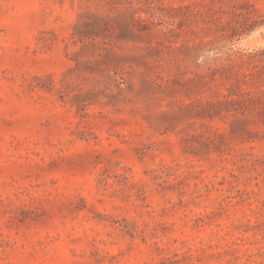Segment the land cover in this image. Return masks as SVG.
I'll use <instances>...</instances> for the list:
<instances>
[{
  "label": "rangeland",
  "instance_id": "374dc122",
  "mask_svg": "<svg viewBox=\"0 0 264 264\" xmlns=\"http://www.w3.org/2000/svg\"><path fill=\"white\" fill-rule=\"evenodd\" d=\"M253 55L264 0H0V264H264Z\"/></svg>",
  "mask_w": 264,
  "mask_h": 264
},
{
  "label": "trees",
  "instance_id": "16d2710c",
  "mask_svg": "<svg viewBox=\"0 0 264 264\" xmlns=\"http://www.w3.org/2000/svg\"><path fill=\"white\" fill-rule=\"evenodd\" d=\"M249 57H254V59H247L244 60L242 57L238 56L236 59H231L228 57L229 61H233V66L231 67L232 69L238 68L239 70L236 71V81L238 83L245 82L246 79L249 77H259L264 79V58H256V55L254 56H249ZM243 66H246V70L244 71L242 69ZM232 69H225L223 66L221 69H218L217 71L213 72L216 74L217 72L220 74V76L224 77L225 79H230V71ZM228 70V71H227ZM245 93V92H244ZM245 95V94H244ZM223 99H217L213 102L208 103V105L215 107L216 109L221 110L223 107L227 109V105H233L234 103L240 104L241 102H235V99L231 98V94L228 92L227 94H221L220 95ZM248 99L245 98L244 102H247ZM239 106V105H238Z\"/></svg>",
  "mask_w": 264,
  "mask_h": 264
}]
</instances>
